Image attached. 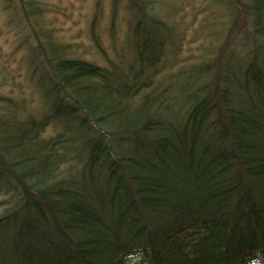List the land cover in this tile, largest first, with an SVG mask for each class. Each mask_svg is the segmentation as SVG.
Here are the masks:
<instances>
[{"label": "trees", "instance_id": "1", "mask_svg": "<svg viewBox=\"0 0 264 264\" xmlns=\"http://www.w3.org/2000/svg\"><path fill=\"white\" fill-rule=\"evenodd\" d=\"M130 6L128 64L34 31L44 110L2 99L0 264H264V0H206L228 19L217 56L138 104L178 45L151 0Z\"/></svg>", "mask_w": 264, "mask_h": 264}, {"label": "rangeland", "instance_id": "2", "mask_svg": "<svg viewBox=\"0 0 264 264\" xmlns=\"http://www.w3.org/2000/svg\"><path fill=\"white\" fill-rule=\"evenodd\" d=\"M157 12L174 29L177 55L156 78L154 86L145 94L165 88L186 68L198 66L217 56L220 41L225 40L228 19L213 21L210 10L205 14L206 0H151ZM0 0V116L10 105L2 99L21 104L20 112L40 113L39 95L32 79L33 68L29 53L35 49V30L50 31L64 49L63 56L94 65L109 67L110 62L130 63L133 51L129 41L131 0ZM40 11L38 15L24 14L25 5ZM23 5V6H22ZM34 13V12H33ZM116 14L114 29L113 16ZM30 19V22L25 21ZM32 25V27H31ZM113 31V32H112ZM94 33V34H93ZM99 45H98V43ZM180 46V48H179ZM211 53L208 50L211 49ZM32 73V74H31ZM177 89L174 90V92ZM169 91L161 94L167 95ZM5 207L0 206V214Z\"/></svg>", "mask_w": 264, "mask_h": 264}]
</instances>
